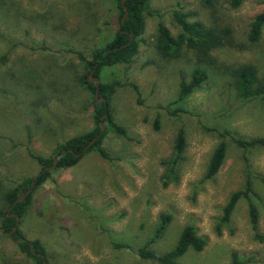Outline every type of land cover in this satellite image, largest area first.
I'll use <instances>...</instances> for the list:
<instances>
[{"label": "rangeland", "instance_id": "obj_1", "mask_svg": "<svg viewBox=\"0 0 264 264\" xmlns=\"http://www.w3.org/2000/svg\"><path fill=\"white\" fill-rule=\"evenodd\" d=\"M263 8V0H243L238 7L229 0H213L211 7L200 0H149L138 53L100 72V81L119 82L110 104L126 134L106 133L100 146L108 158L92 150L74 166L50 168L19 220L24 236L45 246L49 264H159L136 250L153 236L161 214L169 220L152 245L157 254L174 248L192 225L206 244L200 252L187 249L178 259L182 264H232V253L240 264H264V145L235 141L264 137V95L241 101L228 71L250 63L264 80V28L256 43L247 40L249 22ZM174 10L191 12L190 21L229 28L234 44L198 64L208 79L182 100L179 83L191 78L195 52L184 48L165 58L155 47L158 22L173 35L180 32ZM117 27L115 0H0V225L4 193L40 169L31 153L53 156L59 143L94 123L95 95L78 77L95 80L67 50L89 57ZM180 129L185 148L170 177L164 161L174 157ZM220 141L226 144L223 163L204 179ZM247 180L256 193V230L245 197L223 220L230 194ZM0 264H32L1 229Z\"/></svg>", "mask_w": 264, "mask_h": 264}, {"label": "trees", "instance_id": "obj_2", "mask_svg": "<svg viewBox=\"0 0 264 264\" xmlns=\"http://www.w3.org/2000/svg\"><path fill=\"white\" fill-rule=\"evenodd\" d=\"M118 8V27L114 35L105 42L104 45L93 49L90 56L87 57L82 51H74L79 60L82 62L84 69L91 73L93 76L100 78V72L104 67L113 66L119 63H128L133 60L138 53L140 38L139 36L144 31V13L148 11L149 0H115ZM243 0H229V3L233 7H238ZM200 2L207 7H211L213 0H200ZM264 2V0H263ZM127 11V16L123 23L121 18L124 11ZM193 14L191 12H184L179 10L173 11V16L180 27V32L177 35H173L168 27L162 22L157 23L156 27V43L155 47L157 52L165 58L178 57L184 48L190 49L196 54L197 65L193 67L191 71V78L186 81L182 79L179 83L178 100L186 98L190 93L200 87V85L208 79V73L206 69L202 68L198 64L207 61L212 62V52L223 46H233L230 39L229 28H219L214 26H208L201 20H192L188 18ZM264 28V8L258 11L249 22V30L247 33V40L250 44L256 43ZM132 36V38H130ZM233 78V86L237 97L241 101H246L258 96L264 95V80H261L258 76L257 67L254 64L244 63L236 67L229 69ZM78 82L84 88L94 93L98 90V101L94 99L92 102L93 113L92 117L94 123L86 132L75 135L63 142L59 143L54 149L53 156H41L31 153V156L40 165L39 171L31 176L22 179L16 183L12 188L4 193V200L7 204V208L2 212V220L0 229L8 236L10 233L12 239L23 237V240L17 242L19 250L31 259L32 264H49L47 259V252L45 246L37 239H27L19 229V223L15 230H12L16 225V216L21 220L26 211V206L31 198L32 192L39 186H41L50 176V166L54 162V158L57 159L56 168H66L74 166L79 160L88 152L96 150L102 157L108 158L107 152L100 144L109 130L114 131L119 135H125L126 131L123 126L118 124L113 119L111 109V96L115 92L116 87L119 86L118 81L111 83L100 81L96 86L95 81L89 82L87 75L83 74L78 77ZM137 90V86L133 85ZM101 123L105 126L103 133L98 139H96L89 147L84 149L86 145L100 134ZM238 144L244 146H256L264 145V137L252 138L250 140H235ZM185 148V136L182 129H180L175 138L174 144V157L170 161H164V164L169 165L167 171L172 175H175L172 165H174L177 159L182 158L181 154ZM65 150V152H62ZM226 153V144L224 141H220L213 149L205 174L204 179H210L219 171ZM264 182V177H262ZM34 181V186L31 192L26 197L12 205L16 198L24 193L31 187V183ZM1 184V180H0ZM255 191L251 185V182L247 180L246 186L243 189L232 192L223 209V220L228 221L230 215L234 210L238 200L241 197H245L249 200L248 215L251 227L257 229L258 227V211L255 204L251 200V196L255 195ZM12 206V207H11ZM11 210L8 211V208ZM13 214V215H8ZM160 224L154 231L153 236L145 241L140 246L136 253L144 260L156 261L159 264H182L178 259L191 248L196 252L202 251L206 244L205 238L199 236L196 233L194 226L186 225L176 243L174 248L157 254L153 251L152 245L156 238L161 234L163 229L168 223L169 216L166 214L160 215ZM10 238V239H11ZM119 247H129L133 250L132 246L126 244H119ZM236 254L232 253V264H240L235 259Z\"/></svg>", "mask_w": 264, "mask_h": 264}, {"label": "water", "instance_id": "obj_3", "mask_svg": "<svg viewBox=\"0 0 264 264\" xmlns=\"http://www.w3.org/2000/svg\"><path fill=\"white\" fill-rule=\"evenodd\" d=\"M126 16H127V11H126V9H125L124 14H123V16H122V18H121V23L124 22ZM130 38H132V36H131ZM90 78H93V79L95 80V84H96V86L99 85V83H100V78H99L98 76H93L92 74H90V75H89V79H90ZM95 99H96V101H98V99H99L97 88H96V90H95ZM104 129H105V126L101 123L100 134L97 135L93 140H91V141L86 145V147H85L84 149H86L87 147H89V146H90V145H91L96 139H98V138L100 137V135L103 133ZM62 152H65V150H62ZM56 164H57V159L54 158V162H53V164L50 166V168L55 167ZM36 175H37V174H36ZM36 175H35V176H36ZM33 186H34V181H32V183H31V187H30L29 189H27L24 193H22L21 195H19V196L16 198V200L14 201V203H13L12 205H14V204H16L17 202L23 200V199L26 197V195H28V194L31 192ZM11 207H12V206H11ZM11 207L8 208V211L11 210ZM8 215H13V214H8ZM18 223H19V217L16 216V225L13 227L12 230H15V229L17 228ZM8 237L11 238L10 233L8 234ZM11 239H12V238H11ZM23 239H24L23 237H19V238L15 239V240H14V239H12V240H14L15 242H18V241L23 240ZM45 264H47V262H45Z\"/></svg>", "mask_w": 264, "mask_h": 264}]
</instances>
